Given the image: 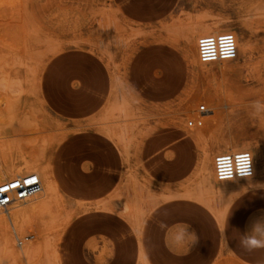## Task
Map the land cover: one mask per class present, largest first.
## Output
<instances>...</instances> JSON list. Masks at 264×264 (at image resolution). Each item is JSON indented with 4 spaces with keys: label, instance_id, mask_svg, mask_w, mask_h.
<instances>
[{
    "label": "rangeland",
    "instance_id": "374dc122",
    "mask_svg": "<svg viewBox=\"0 0 264 264\" xmlns=\"http://www.w3.org/2000/svg\"><path fill=\"white\" fill-rule=\"evenodd\" d=\"M16 1V20L0 16V113L15 128L0 141L14 142L13 167L35 159L57 185L20 227L22 245L35 241L28 264H249L242 241L264 239V175L205 184L204 150L182 131L204 105L212 165L233 142L260 169L264 0ZM194 24L234 32L240 58L193 62L182 34ZM0 264H17L1 240Z\"/></svg>",
    "mask_w": 264,
    "mask_h": 264
},
{
    "label": "bare ground",
    "instance_id": "6f19581e",
    "mask_svg": "<svg viewBox=\"0 0 264 264\" xmlns=\"http://www.w3.org/2000/svg\"><path fill=\"white\" fill-rule=\"evenodd\" d=\"M20 8H18V3L16 0H0V16L1 17L6 16V18L8 19L9 17H12L10 14L15 13ZM18 16L19 15H17V19L19 20L20 19L19 17H21V16H19V17ZM13 18L14 17H12V19ZM14 19L16 20V18H14ZM193 27L194 28H192L190 31L188 30L189 31L188 33L182 34V38L193 45L192 46L193 52H194L193 62H195L197 64V63H199V61L197 59V53H196L197 39L203 35H210V34H218V33L227 32L228 29H217L215 27H206V26H201V25L200 26L195 25ZM232 34L234 35L235 40H236V58L230 62H234L235 60L239 59L241 54H242V51L240 49L241 47H239V45L237 43L236 34L234 32H232ZM223 63H229V62H223ZM199 65H201V66H212L213 67L216 64L204 65V64L199 63ZM3 98H5V97H3ZM2 101H3V99H2ZM7 103H9V102L7 101ZM213 116H214V112L212 110H208V112L206 114H204L202 119H203V121L207 122ZM203 127H204V125H203ZM200 128L202 129V125ZM200 128L195 127L194 131L190 130L191 134L187 131L192 136V138L194 140H197L198 144L201 145V147H200L201 150L202 151L204 150L203 153L205 155H203V157L204 156L205 157L204 158L202 157V160L200 162V166H201L202 171H206V169L209 165V175L206 176V174H204L202 171H199V172H202L201 173L202 176L200 175V177H202L205 184H207L209 182H213L219 186H222V185L227 184V183H233V182H218L216 180L214 173H213L212 161H210L211 157H208V155L206 156V152L209 151V148H208V145L206 143L205 137H203V135L201 133ZM14 129H15L14 128V122H13L12 118L8 115V113L6 111L4 113H0V139L6 138L5 136L12 134L14 132ZM13 135H14V133H13ZM220 140H222V138ZM12 141H14V140H12ZM231 141H232V139H231ZM224 145H225V148L222 150L223 152H239V151H243V149H245L243 147L236 146L233 142L224 143ZM13 147H14V142H11V141L2 142V141H0V183H1V181L3 182L6 180H11V179L18 177V176H25L28 174H36L39 177L40 182H41V191L39 193H37L36 195H34L36 197L32 196L29 199L31 200V199H33V197L37 199V197L39 196L40 198L43 199V201L40 202V205H32V206L26 207L25 210L22 209L20 204H15V205L10 206L7 211L6 210H4V211L0 210V215H2L1 213H3L5 216V217H0V240L2 241V244H3V251L8 254L9 258L12 261H14L17 264H20V263H27L28 264V261L31 259V256L33 255V253L35 251V241L32 239H27L28 243L22 245V242L19 241V238H18V235H20V227H25L27 225V223H26L27 215L34 217L35 214L40 210V207L43 204L49 203L52 200L51 198H52V195L56 193V188L53 186L52 182L50 181L49 167H46V165L43 166L42 163L38 162L35 159H31V160L26 161L24 168L13 167V164H12L13 158L11 159V154L14 151ZM19 147H21V146H19ZM19 151H21V150H19ZM249 153H250L251 157L253 158V153L250 149H249ZM21 161H23V160L21 159ZM258 171H264L263 156H262V165H261L260 169L257 170L255 165H254L255 174ZM253 175H254V173H253ZM254 178H252V179H254ZM252 179H249V181ZM29 199H27L23 203L30 201ZM128 210L129 209H128L127 204L125 205V203H124L123 208L121 209V212L124 213ZM8 226L13 231V237L10 234V232H12V231L8 230L9 229ZM14 238H15V240H17V242H19L18 243L20 245L19 248L17 247L16 243L15 244L13 243Z\"/></svg>",
    "mask_w": 264,
    "mask_h": 264
},
{
    "label": "built area",
    "instance_id": "2783aa9c",
    "mask_svg": "<svg viewBox=\"0 0 264 264\" xmlns=\"http://www.w3.org/2000/svg\"><path fill=\"white\" fill-rule=\"evenodd\" d=\"M196 53L199 63L204 65L233 61L236 58L235 37L231 32L200 36ZM208 110L200 105L195 111L196 116L186 121V126L200 127ZM213 170L218 182H244L253 177L254 160L247 151L223 152L213 158ZM0 188L8 189L0 192V210L7 211L10 206L23 203L39 193L41 182L36 174H28L1 182Z\"/></svg>",
    "mask_w": 264,
    "mask_h": 264
},
{
    "label": "crops",
    "instance_id": "0c3cea01",
    "mask_svg": "<svg viewBox=\"0 0 264 264\" xmlns=\"http://www.w3.org/2000/svg\"><path fill=\"white\" fill-rule=\"evenodd\" d=\"M182 131V129L180 130ZM186 138H188L190 141H192L194 144H196L195 140L192 138V136L187 131H182ZM185 164L184 157L182 156L180 163L175 168V171H178L182 168V166ZM256 175H264V171H258ZM256 177V176H255ZM49 178L52 182L53 186L56 188V181L54 176L51 174V170L49 169ZM264 183V181H262ZM92 242L86 244V248H91ZM253 252L256 254L255 256L250 257L249 264H264V247H253ZM103 262L102 255H98L95 257V264H101Z\"/></svg>",
    "mask_w": 264,
    "mask_h": 264
},
{
    "label": "clouds",
    "instance_id": "9594fccd",
    "mask_svg": "<svg viewBox=\"0 0 264 264\" xmlns=\"http://www.w3.org/2000/svg\"><path fill=\"white\" fill-rule=\"evenodd\" d=\"M193 239L195 240L196 237L193 234ZM242 243L245 245V247L251 249L253 247H264V239H258L255 236H249L247 237Z\"/></svg>",
    "mask_w": 264,
    "mask_h": 264
},
{
    "label": "snow or ice",
    "instance_id": "6c2138e0",
    "mask_svg": "<svg viewBox=\"0 0 264 264\" xmlns=\"http://www.w3.org/2000/svg\"><path fill=\"white\" fill-rule=\"evenodd\" d=\"M13 187L15 186V185H12ZM8 189L7 188H0V192H6Z\"/></svg>",
    "mask_w": 264,
    "mask_h": 264
}]
</instances>
